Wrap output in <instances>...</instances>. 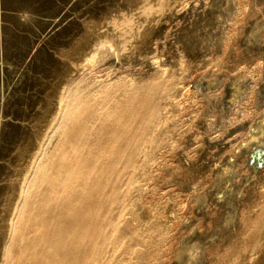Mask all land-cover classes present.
Returning a JSON list of instances; mask_svg holds the SVG:
<instances>
[{
  "label": "rangeland",
  "instance_id": "obj_1",
  "mask_svg": "<svg viewBox=\"0 0 264 264\" xmlns=\"http://www.w3.org/2000/svg\"><path fill=\"white\" fill-rule=\"evenodd\" d=\"M0 264H264V0H0Z\"/></svg>",
  "mask_w": 264,
  "mask_h": 264
}]
</instances>
